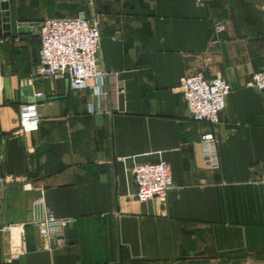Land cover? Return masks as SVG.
Returning a JSON list of instances; mask_svg holds the SVG:
<instances>
[{
    "label": "crops",
    "instance_id": "obj_1",
    "mask_svg": "<svg viewBox=\"0 0 264 264\" xmlns=\"http://www.w3.org/2000/svg\"><path fill=\"white\" fill-rule=\"evenodd\" d=\"M263 3L9 0L10 29L0 33V225L12 227L0 235V264L264 261V93L246 85L264 71ZM80 12L98 18L99 63L125 82L117 96L109 86L103 99L72 91L66 79L33 78L38 29L19 23ZM218 22L226 30L217 35ZM197 72L231 86L216 126L193 121L179 91ZM31 92L40 129L13 136ZM103 101L109 113L99 111ZM206 133L218 140L217 170L200 145ZM161 161L174 181L166 204L137 205L134 167ZM37 205L42 217L71 222L43 240ZM23 242L26 252L13 258Z\"/></svg>",
    "mask_w": 264,
    "mask_h": 264
},
{
    "label": "built area",
    "instance_id": "obj_2",
    "mask_svg": "<svg viewBox=\"0 0 264 264\" xmlns=\"http://www.w3.org/2000/svg\"><path fill=\"white\" fill-rule=\"evenodd\" d=\"M8 1L0 0L1 3ZM197 3L202 4L203 0H197ZM262 7L264 10V3ZM19 24L31 30L34 26L38 29L41 49L39 61L33 69L34 79H66L72 91L91 89L98 97H104L103 99L109 94L104 90L106 86H109L110 93L115 96L123 93L125 82L119 78L118 73L107 71L99 63L101 35L98 23L91 21L84 12L75 16L49 18L40 23ZM225 30L226 26L223 23L216 24L217 35ZM246 85L264 93V71L252 74ZM179 91L193 121L207 122L216 126L220 122L221 113L225 110L231 86L221 74L208 79L203 72H197L180 79ZM36 96L43 95L39 93ZM104 101L100 102L99 111L109 113L110 110ZM41 120L42 114L37 103L22 104L18 127L12 135L20 136L39 131ZM200 145L211 169H219L218 140L215 134L202 135ZM133 179L136 186L133 201L137 205L152 202L164 206L168 193L174 186L171 167L164 161L136 165L133 169ZM70 222L71 220L57 219L51 213H47L37 222L40 237L49 240L53 235L61 234ZM11 227V225H0V235L10 231ZM64 245L65 241L59 239L56 248H63ZM24 252H26L25 242L13 258H18ZM238 264H264V261Z\"/></svg>",
    "mask_w": 264,
    "mask_h": 264
},
{
    "label": "water",
    "instance_id": "obj_3",
    "mask_svg": "<svg viewBox=\"0 0 264 264\" xmlns=\"http://www.w3.org/2000/svg\"><path fill=\"white\" fill-rule=\"evenodd\" d=\"M1 9H2V14H1V16H0V23H2L3 21H5L4 23H3V25L0 27V33L3 31V30H5V29H10V23H8V21H7V18H6V16H7V13H6V10H8V2H2L1 3ZM35 95H34V93L33 92H31V98L30 99H28V102H34V101H38L39 99H35V97H34ZM42 206H40V205H37V207H36V215H37V217L38 218H41L42 217Z\"/></svg>",
    "mask_w": 264,
    "mask_h": 264
},
{
    "label": "rangeland",
    "instance_id": "obj_4",
    "mask_svg": "<svg viewBox=\"0 0 264 264\" xmlns=\"http://www.w3.org/2000/svg\"><path fill=\"white\" fill-rule=\"evenodd\" d=\"M95 17H96V19H97L96 21L98 22V18H97V16H96V15H95ZM98 23H99V22H98Z\"/></svg>",
    "mask_w": 264,
    "mask_h": 264
}]
</instances>
